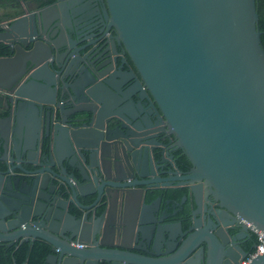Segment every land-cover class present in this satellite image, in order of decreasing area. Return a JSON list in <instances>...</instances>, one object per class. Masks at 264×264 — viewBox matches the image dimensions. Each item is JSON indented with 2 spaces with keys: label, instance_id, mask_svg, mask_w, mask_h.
<instances>
[{
  "label": "water",
  "instance_id": "95a60500",
  "mask_svg": "<svg viewBox=\"0 0 264 264\" xmlns=\"http://www.w3.org/2000/svg\"><path fill=\"white\" fill-rule=\"evenodd\" d=\"M73 1L54 0L0 30L8 51L0 56V246L43 241L45 264L194 260L199 232L184 233L175 249L165 233L157 246L161 228L149 235L138 220L130 231L143 246L132 254L121 214L110 221L114 206L102 188L113 187L122 167L135 169L128 125L150 115L191 166L177 181L192 196L205 188L245 230L264 234V50L254 0H78L102 3L80 23L96 24L101 12L116 32L100 46L80 35L104 26H68L82 18ZM250 264H264V253Z\"/></svg>",
  "mask_w": 264,
  "mask_h": 264
},
{
  "label": "flooded vegetation",
  "instance_id": "af4514ba",
  "mask_svg": "<svg viewBox=\"0 0 264 264\" xmlns=\"http://www.w3.org/2000/svg\"><path fill=\"white\" fill-rule=\"evenodd\" d=\"M1 2L2 4H7L13 10L11 14L0 12V30L8 20L54 5V0L50 2L48 0H1ZM70 3L75 5L71 7L73 13L81 14L82 18L80 20L75 19L74 23H68V26H104L96 30H89L88 33L86 31L81 33L80 38L85 40L84 43L100 46L102 42H110L117 36L112 28L107 27L108 22L103 18L101 12V18L98 17L96 24L95 22L88 24L86 21L80 23L85 13L96 14L95 6L101 11L102 3L97 2L94 7H90V2L81 3L78 0H74ZM63 26H67V23L65 24L64 22ZM65 39V42L69 43V40ZM114 51L115 57L120 58L125 64L124 66L129 69L131 65L122 48L115 45ZM63 56L64 54L57 55V60L60 62ZM102 64L104 65L103 72L114 73L110 63L106 64L103 62ZM58 103L65 105L70 103V100L61 99ZM154 123L155 119L150 115L143 117L141 122L133 121L128 125L134 129V132L132 131L130 137L127 138L126 144L132 153L135 169L122 167L118 172V178L113 187L102 188L108 195L107 202H111L110 204L114 206V215L110 218V221L113 220L115 222V217L120 214L121 219H124L125 228L122 244L127 248V252L132 254L139 253L138 249L143 245L139 243V240L134 241L131 232V226L136 223L137 227V221L139 220V223L142 224L141 228L145 229L149 235L153 233V228L150 229V227L158 225L161 228L157 246L162 243L161 237L163 238L165 233H169L174 238L173 243H176V247L173 248L175 249L185 239V236L182 237L184 233L188 235L193 232H199L201 241L192 253L196 255L195 259L191 260L189 264L203 263L205 249L202 243L203 240L207 244L209 242L208 248L211 255L208 264L239 263L240 258L244 254L248 255L250 253H248V249L255 248L257 244L255 234L252 233L251 229L249 231L245 230L244 226H241V221L237 222L227 211L221 208L211 195L207 194L205 188L196 189L194 192L195 196H192L187 185H185V181H177L176 178L184 177L188 174L191 166L183 152L174 146L175 138L166 133L163 125H155ZM164 172H167V174H163ZM166 177L169 179L162 180ZM71 185L73 184L71 183ZM179 191H182L183 194L177 200L168 196L169 193ZM92 199L78 200L82 204H88ZM104 207L105 201L101 197L95 214H99ZM67 208L71 214H76L70 203ZM112 226L116 227L114 224ZM245 226L248 225L245 224ZM114 227L112 230L115 236ZM163 229L167 231L163 232ZM14 244L21 245L22 243ZM69 244L76 248H87V246L75 245L72 242ZM55 252L57 251L55 250ZM50 253L49 246V253L45 256L43 264H45L44 261ZM223 255H226L228 259L224 260ZM187 259H183L182 262L176 261L174 264H183ZM22 264H26V262ZM98 264L104 263L99 262Z\"/></svg>",
  "mask_w": 264,
  "mask_h": 264
},
{
  "label": "trees",
  "instance_id": "16d2710c",
  "mask_svg": "<svg viewBox=\"0 0 264 264\" xmlns=\"http://www.w3.org/2000/svg\"><path fill=\"white\" fill-rule=\"evenodd\" d=\"M51 0H48L50 2ZM257 14L256 29L260 33V46L264 50V0H254ZM8 51L0 45V56H7ZM183 194L182 191L169 193V197L177 200ZM253 248L248 249V253ZM49 253V245L43 241L33 243L14 244L11 247H0V264H43L45 256Z\"/></svg>",
  "mask_w": 264,
  "mask_h": 264
},
{
  "label": "built area",
  "instance_id": "2783aa9c",
  "mask_svg": "<svg viewBox=\"0 0 264 264\" xmlns=\"http://www.w3.org/2000/svg\"><path fill=\"white\" fill-rule=\"evenodd\" d=\"M251 231L256 236L257 244L255 248L253 249V251L249 253L248 255H246V257L241 259L238 264H250L254 258L264 253V234L259 231L253 230L252 228H251Z\"/></svg>",
  "mask_w": 264,
  "mask_h": 264
},
{
  "label": "crops",
  "instance_id": "0c3cea01",
  "mask_svg": "<svg viewBox=\"0 0 264 264\" xmlns=\"http://www.w3.org/2000/svg\"><path fill=\"white\" fill-rule=\"evenodd\" d=\"M12 8L7 6V4H2L1 0H0V12H7V14H11L12 12Z\"/></svg>",
  "mask_w": 264,
  "mask_h": 264
}]
</instances>
